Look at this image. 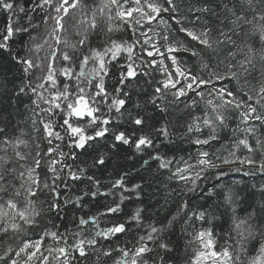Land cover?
I'll list each match as a JSON object with an SVG mask.
<instances>
[{
    "label": "snow or ice",
    "instance_id": "snow-or-ice-1",
    "mask_svg": "<svg viewBox=\"0 0 264 264\" xmlns=\"http://www.w3.org/2000/svg\"><path fill=\"white\" fill-rule=\"evenodd\" d=\"M0 9V50L21 73L11 89L0 81L15 109L0 115V264H264V199L204 187L225 168L264 173V0H0ZM141 78L151 87L143 101ZM125 114L137 130H112ZM109 134L111 149L134 148L126 159L139 155L165 205L180 199L173 215L145 218L150 180L135 167L108 184L90 174L107 166V154L89 150ZM193 194L204 203L193 206ZM126 202L137 206L125 213Z\"/></svg>",
    "mask_w": 264,
    "mask_h": 264
},
{
    "label": "trees",
    "instance_id": "trees-1",
    "mask_svg": "<svg viewBox=\"0 0 264 264\" xmlns=\"http://www.w3.org/2000/svg\"><path fill=\"white\" fill-rule=\"evenodd\" d=\"M98 2V0H97ZM7 20V13H5L2 9H0V29L3 28ZM40 17L36 16V19L34 20L35 23H39ZM38 31H43V28L41 27L38 29ZM21 36L17 35L13 38V42L11 44V47L13 50H18L20 48L21 44ZM23 40L27 41L28 37L24 36ZM40 42V41H37ZM189 63L191 64L192 61L189 60ZM116 77H117V69L113 67L111 78L107 81V87L111 91V89L116 84ZM21 73L18 71V66L14 64V62L11 60L9 53L4 52L3 50H0V81L7 79L9 81L8 88L11 89L14 84H18L20 82ZM139 83L141 88H147V92L141 93L139 95V99L141 101L146 99V96L148 93L151 92V87L145 85L143 83V78L140 79V81L136 82ZM140 89H135L133 91V100L137 98V92H139ZM0 100H3L2 103H0V115H6L9 112H14L15 109L11 107L8 100L3 97V94L0 93ZM27 99L23 98L22 103H27ZM129 109H132V103L130 102L128 105ZM22 111V106H21ZM133 112L135 113V110L133 109ZM18 119H22V117L18 116ZM110 128L114 131H125V132H132L136 131L137 129L134 128V126L129 122L127 118V114H125L124 120L117 124L113 123L110 125ZM147 131V128L145 129ZM226 138V137H225ZM113 142L112 135L109 134L104 139L98 140L95 144L92 145V149L89 151L94 150L96 153L101 154H107L108 160H107V166L98 170H92L90 174H94L99 178L102 182L105 184L109 183V180L111 177L115 176L121 171H127L129 168L135 167L136 169L140 170V157L137 154L136 156V163H133L131 161H128L126 158L131 156L134 152V148L131 146H125V145H117V149L113 150L111 149L110 145ZM177 150L184 149L185 151L190 150L187 145L177 144ZM216 147H219V145H216ZM194 151V149H191ZM162 152H168L167 148H162ZM171 154V153H169ZM180 154H184V152H180ZM239 155H243L244 153H238ZM146 158V157H145ZM81 160H84L87 164H91V159L85 154H81ZM156 167L155 164L152 165V168L154 169ZM229 167H236V165H232ZM228 174L222 178H220L219 181L215 179V174H210L208 182L204 185L205 189L212 187L213 185L220 184L225 186V190L227 187H233L237 192H240L247 196L249 200H256L259 201L261 199H264V195H262L258 189L261 184H264V173L255 172L253 174H246L248 172L247 167L245 166L244 170L240 172L230 171L229 168L224 169ZM139 175L149 178L150 180V186L146 187V193L147 195L144 197V206L146 208V211L144 213L146 219L150 220H164L167 217L173 215L176 212L177 206L180 203V199L178 197H173L172 200L165 205L164 204V197H165V190L163 188H160L159 191H157L158 184L156 179H152L153 173L150 170L144 169L139 171ZM133 176L135 179L133 182H136V180L139 179L138 176H136L135 173H133ZM160 180H163V177L159 178ZM255 186V187H253ZM170 188H175L179 190V187L173 183L169 185ZM76 194H80V190H87L85 189V186L83 183L77 184L75 186ZM219 192V189H217ZM111 199V198H110ZM215 199V198H214ZM212 201H208V203H211ZM193 206H199L200 204L204 203V201L200 200L198 198V194H193V198L191 201ZM137 206V203H127L124 206L125 213L130 212L132 209H134ZM71 211V209L69 210ZM93 212L96 211L95 208L92 210ZM106 219H116V217H108ZM181 225L182 220L178 219L176 223L175 230L171 234V240L174 244L177 245L178 251L183 247L185 238L181 234ZM102 226H104V223L102 221ZM126 238L121 237L119 242H123ZM220 243H223V240L220 241ZM131 246V245H129ZM0 254H2V250H0ZM114 258V257H113ZM109 264H111V261H109Z\"/></svg>",
    "mask_w": 264,
    "mask_h": 264
}]
</instances>
